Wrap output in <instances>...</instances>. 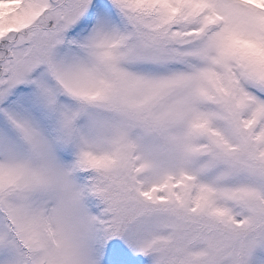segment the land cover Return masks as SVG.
Returning <instances> with one entry per match:
<instances>
[{
  "label": "snow or ice",
  "instance_id": "1",
  "mask_svg": "<svg viewBox=\"0 0 264 264\" xmlns=\"http://www.w3.org/2000/svg\"><path fill=\"white\" fill-rule=\"evenodd\" d=\"M0 264H264V0H0Z\"/></svg>",
  "mask_w": 264,
  "mask_h": 264
}]
</instances>
